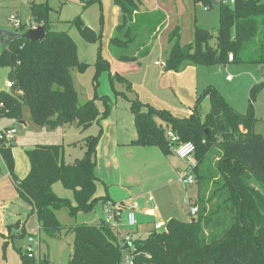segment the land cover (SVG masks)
Returning <instances> with one entry per match:
<instances>
[{"label":"trees","instance_id":"obj_1","mask_svg":"<svg viewBox=\"0 0 264 264\" xmlns=\"http://www.w3.org/2000/svg\"><path fill=\"white\" fill-rule=\"evenodd\" d=\"M76 1L83 10L102 2ZM113 1L120 9L121 21L109 43L111 53L120 62L138 61L151 52L153 34L164 23V17L161 13L141 14V0ZM193 1L205 7L215 5L214 0ZM218 6L217 34L196 25L193 41L187 45L181 43L179 28L170 34L167 72L181 73L189 66L229 63L257 64L264 69V0H234L233 5L221 1ZM29 9L33 22L45 27L46 38L40 43L22 40L0 49V69L8 68L9 79L14 83L11 93H0V101L9 110L8 118L22 121L28 110L31 123L53 129L81 128L109 117L110 106L104 98H101L105 102L103 113L95 102L98 96L80 103L73 72L85 71L89 65L80 61L77 43L69 33L53 28L51 6L48 2H31ZM69 23L86 42L101 41L102 34L85 25L81 17ZM230 54L234 56L232 62ZM95 69V89L105 72L112 82L116 79L126 82L120 75L112 74L101 48ZM263 86L257 84L251 89V102ZM128 90H131L129 84ZM205 98L210 101L211 110L204 119L197 111L179 118L169 111L144 105L138 99L130 101L137 130V139L131 144L157 147L168 156L176 146L168 140V131L179 137V143L192 142L196 146L197 161L192 171L198 188L195 203L198 214L194 220L172 219L164 230H152L148 237L135 240L134 264H264V135L253 129L252 110L245 115L237 113L213 87L204 90L197 104ZM103 134L101 128L98 135H89L79 142L87 152L72 164L64 161V146H36L28 152L31 168L23 180L15 175L13 146L0 152L19 196L32 207L45 234L55 239L67 231L74 234L68 264L124 262V249L111 227L103 223L64 227L56 217L63 208H68L70 215L76 217L79 212L90 213L100 201L109 202L107 198L96 197V154ZM57 183L72 191L74 205L55 194L53 186ZM21 259L22 264H50L45 256L29 257L24 252Z\"/></svg>","mask_w":264,"mask_h":264},{"label":"rangeland","instance_id":"obj_2","mask_svg":"<svg viewBox=\"0 0 264 264\" xmlns=\"http://www.w3.org/2000/svg\"><path fill=\"white\" fill-rule=\"evenodd\" d=\"M33 1L36 3L48 2L52 8L50 19L53 22V28L56 31L69 33V35L77 42L81 60L89 65L85 71L79 72L76 70L73 72L74 85L79 94L80 103L85 104L90 100H94L96 96H98V99H96L95 102L101 113L105 111V102L101 98L106 99L107 104L110 106V112L113 111L112 106L115 108V102L118 99L119 108L124 109L126 107L125 98L118 94L121 90L120 81L116 79L112 82L109 78L108 72H105L100 76L98 88L95 89L93 78L96 72L95 63L98 58V45L86 42L79 34L78 30L69 23L77 17H81L85 25L87 22L91 25L89 26L91 29L94 28L100 33L103 29L105 30V21L106 28L110 25V29L114 31V29L117 28V17L115 18V16L112 13L110 14L109 11H106L104 14L103 5L99 3H95L88 9L83 10L82 5L76 0H69L67 3H65V0ZM214 1L219 3L223 0ZM143 2H145L147 8L151 10L155 9V0H143ZM157 2L160 6L159 10L165 13L168 17V25L166 29L169 28L166 31V36H170L176 28H179L181 33V43L184 45L188 44L194 37L193 34L196 25L206 28L213 34H217L220 18V8L218 5L205 7L203 4L195 3L193 0H157ZM0 4L3 6L0 8V26L7 28L10 26V23H8L10 12L18 11V16L26 23L30 19L28 0H0ZM106 8L108 9L107 4ZM208 8L209 10H207ZM164 27H162L161 31H163ZM166 41L167 37H164L161 41L157 40L149 55L142 58L141 62L144 63V65H147L148 63L153 64L156 60H162L163 57L161 56V50L166 46ZM213 45H215L214 42ZM0 48L2 47L0 46ZM169 48L167 51L170 50ZM203 71L204 70H200V83H207V88H215L237 113L245 115L249 114V111L252 110V115L255 119L253 129L254 131L256 130L257 132L264 134V86L258 90L254 101L251 102L250 98L251 89L257 84H264V69H262V66L257 64L229 63L225 66L216 65L209 67V73L207 76L203 74ZM9 74L10 70L8 68L0 69V92L5 89ZM228 77L232 78V80L227 81L226 78ZM125 92H127V90ZM203 92L204 91H201V94H203ZM202 102V105L204 106L202 109V116L204 117L210 112V103L208 98H205ZM110 116L111 113L109 117ZM22 122H26L27 125L25 126L21 122L11 120H6L3 124H0V128L7 124H14L18 130L13 144V154L15 160V175L19 180H22L27 176L31 168L28 152L36 146L62 145L64 146L67 159L70 157V154L73 159H81L86 155L87 149L79 142L83 141L86 136H96L100 133V129L102 128H99V133L97 126L91 127L86 131H83V127L79 130L78 128L71 126L67 128L57 127L53 129L39 128L30 122L28 110H26ZM0 169V181L5 182L0 184V194L6 196L8 195L7 190H9L6 189L7 182L13 185V180L1 157ZM131 172L130 169L125 172L128 175L126 182L132 186L134 190L139 189L140 193H144L145 195L142 196L145 200H147L149 196L148 192H152L151 196L155 199V204H158L159 207L158 211L163 216L159 220L163 221L164 224H167L172 220V217H167L169 215L173 216L174 219L183 222H190V220L194 219L190 212L192 205L198 200V188L196 184L189 185L188 183L180 182L181 187L177 189L176 184L167 185L170 178L161 180L160 178L155 177L152 180H148L142 178L144 173V175L149 174L147 171L142 172L143 174L141 175H139L140 173H137L136 170H133V173ZM144 177L149 178L148 176ZM162 183L168 188H163L164 190L158 192L154 190V188L161 187ZM54 186V192H56L55 194L58 195V197L68 199L74 205L72 191L66 189L62 183H57ZM185 187H187L186 190H184ZM262 191H264L263 188ZM187 200L189 203H192V205L187 203ZM103 216L102 206L99 203L90 213L79 212L76 217L70 215L68 208H63L56 213L58 221L64 227H74L81 223L92 225V222L96 221L95 218H101ZM138 217L140 218V216ZM142 219L150 220V218L144 216H142ZM142 219L140 218L139 222H142ZM141 222L137 227L139 229V235L141 238H146L153 230L154 223L151 224L146 222L145 224L142 222V224ZM24 233L25 234L22 235L21 240L17 244L20 248L12 250L11 248L8 249V262L6 263L20 264L22 262L21 253H26L28 238L33 235L40 241L39 247H33L37 258H43L45 256L50 261V264H68L71 256L72 244L75 240L73 233L67 231L63 233L61 238L55 239L48 237L45 232L37 226L35 230L32 228H26ZM123 264L126 263L123 262Z\"/></svg>","mask_w":264,"mask_h":264},{"label":"crops","instance_id":"obj_3","mask_svg":"<svg viewBox=\"0 0 264 264\" xmlns=\"http://www.w3.org/2000/svg\"><path fill=\"white\" fill-rule=\"evenodd\" d=\"M31 2L34 1L28 0L29 5ZM101 4L103 5L104 14L106 11H109V13H112L115 18L117 17L116 25L118 26L121 21V12L120 9L114 4V1L102 0ZM106 4L108 5V9L106 8ZM155 5L156 6L154 10L147 8L143 0H141V4L139 5V11L141 14L152 15L154 13H161L164 17V23L153 34L155 36V40L151 44V49L152 47L154 48L153 45L157 40L161 41L164 37H167V43L166 46L161 50V56L163 59L156 60L153 62V64L148 63L147 65H144V63L141 62L142 59L135 62H120L111 53L109 46L115 29L114 31L110 29V25L108 28H106V21L105 30L103 29L102 32L98 33L93 28L97 34H102L101 41L97 43V45L98 49L101 48L103 57L110 62L112 74H118L126 80L124 83L120 82L121 90L119 92L117 90L118 94L125 98L126 107L124 109H120L118 99L115 102V108L112 106L113 111L111 112V116L109 118L101 120L99 123L92 124V127L97 126L98 133L99 128L101 127L103 128L104 132L103 137L97 147L96 154V197L99 199L107 198L111 203L126 202L128 204H135L137 207V216H140L141 219L142 216L150 218V220L142 219V222L145 224L146 222L151 224H155L157 222L164 224L163 221L159 220L163 216L158 211V204H155L158 207V209L155 211L153 209V204L148 202V198L145 200L142 196L145 194L140 193L139 189L134 190L133 187L126 182L128 175L125 172L128 169L132 171L131 173H133V170H136L137 173H140L139 175H141L143 174L142 172L147 171L149 174L144 175V173L142 178L148 180H152L155 177L160 178L161 180L170 178L167 182V185L176 184L177 189H179L181 187V181L178 177L181 173L188 171L190 166H194L197 161L195 157L192 161L181 160L176 156L175 152L166 156L157 147L133 146L131 143L137 139V130L134 124V116L130 112V101L138 99L144 105H149L156 110L169 111L174 116L179 118L189 117L195 111H197L200 117L204 119L205 116H202V109L204 108L202 103L204 101L201 102L200 105H198L197 102L199 96L201 95V91H204L208 84L200 83L199 74L200 70H204L203 74L205 76H207L209 73V67L207 68L203 66H189L181 73H174L167 72L165 67L162 65H156V62H160L161 64L166 62L167 50L170 45L169 36H166V31L169 28L168 27L166 29L168 25V17L165 15V13L159 10L160 6L157 0H155ZM215 5H218V3L215 2ZM2 7L3 6L0 4V8ZM207 10H209V8ZM17 12L18 11L10 12V15L16 14L18 16ZM31 21L33 20L30 14V19L27 23H30ZM86 25L88 27L91 26L87 22ZM162 27H164L163 31H161ZM192 41L189 43H192ZM78 53L80 61L83 62L81 60L79 50ZM228 78H226L227 81L232 80V78H230V80ZM128 84L131 86L130 91L128 90ZM126 90L127 92H125ZM19 122L25 126L27 125L26 122ZM157 122L159 125L162 124L159 120ZM75 128L80 130V127ZM169 132L171 131L167 132V138ZM255 132L260 133L256 130ZM260 134L264 135L263 133ZM76 159L80 158L73 159L70 154V157L67 159L66 153H64V161L66 164H72ZM144 176H148L149 178H145ZM3 183L5 182H1L0 184ZM54 187L55 186H53V191H55ZM163 188L167 189L168 187L164 186L162 183L161 187L154 188V190L158 192L160 190H164ZM186 188L187 187H185L184 190H186ZM6 189H9L7 190L8 195L2 196L0 194V264H8L6 262H8L7 252L9 248H11V250L20 248V246H17L21 240L19 236L22 232L26 231V228H32L35 230L36 226L38 228L40 227L37 216L32 213V207L23 201L19 196L15 184L13 183V185H11L7 182ZM148 193L149 196H151L152 192L149 191ZM187 202L189 201L187 200ZM99 204L103 206L101 201ZM167 217H172L171 219H174L171 215ZM140 218L138 217V219ZM95 219L96 221L92 222V225H100L103 223L104 217H98ZM192 220H190V222ZM136 232L137 236L141 238L138 228L136 229ZM20 264H22V262Z\"/></svg>","mask_w":264,"mask_h":264},{"label":"built area","instance_id":"obj_4","mask_svg":"<svg viewBox=\"0 0 264 264\" xmlns=\"http://www.w3.org/2000/svg\"><path fill=\"white\" fill-rule=\"evenodd\" d=\"M223 2L224 4L229 5L234 4V0H223ZM8 20L10 23L9 28L16 32H24L28 29H37L40 26L33 21L30 23H25L16 14H11ZM233 60L234 56L230 54L229 61L232 62ZM156 65H162L165 67V63L161 64L160 62H156ZM228 79L230 80V78ZM13 88L14 83L8 77L5 84V89L0 93H11ZM8 113L9 110L6 108L4 102L0 101V124H3L6 120L10 121L7 116ZM17 133L18 130L15 125H6L0 128V152L3 149H8L13 146ZM168 138L172 144H176L174 152L178 158L187 161L193 160L196 152V146L192 142L179 143V137L173 132L168 133ZM193 167V165L190 166L188 171L180 174L179 179L181 182L188 183L189 185L196 184V179L192 171ZM148 202L153 204V209L155 211L158 209V207L155 205V199L152 196L148 197ZM102 211L104 215L103 224H106L115 231L118 244L124 249V262L126 264H134L136 252L134 241L139 238L136 232V229L139 225L136 205L128 204L126 202H108L103 204ZM190 214L194 218L197 216L198 207L196 205H192ZM165 227L166 225L157 222L154 224L153 230L159 232L164 230ZM35 246L39 247L40 241L33 236L29 237L28 245L26 247V253L29 255V257H36L35 250L33 248Z\"/></svg>","mask_w":264,"mask_h":264},{"label":"water","instance_id":"obj_5","mask_svg":"<svg viewBox=\"0 0 264 264\" xmlns=\"http://www.w3.org/2000/svg\"><path fill=\"white\" fill-rule=\"evenodd\" d=\"M46 38V29L44 26L40 25L37 29H28L24 32H16L9 27L0 26V46L3 49L11 47L15 42L27 41L30 43H40ZM92 124H87L83 126V131L91 128ZM194 220V219H193ZM192 220V221H193Z\"/></svg>","mask_w":264,"mask_h":264}]
</instances>
